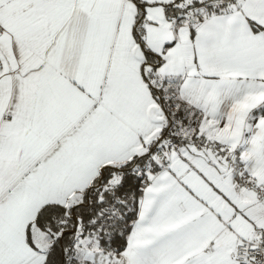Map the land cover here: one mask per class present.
Returning a JSON list of instances; mask_svg holds the SVG:
<instances>
[{"label": "snow or ice", "instance_id": "snow-or-ice-1", "mask_svg": "<svg viewBox=\"0 0 264 264\" xmlns=\"http://www.w3.org/2000/svg\"><path fill=\"white\" fill-rule=\"evenodd\" d=\"M0 264H264V0H0Z\"/></svg>", "mask_w": 264, "mask_h": 264}]
</instances>
